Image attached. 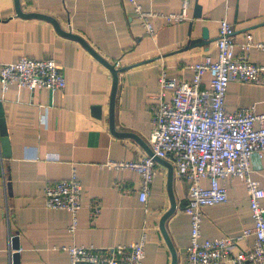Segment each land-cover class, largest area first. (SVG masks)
<instances>
[{
  "label": "crops",
  "instance_id": "0c3cea01",
  "mask_svg": "<svg viewBox=\"0 0 264 264\" xmlns=\"http://www.w3.org/2000/svg\"><path fill=\"white\" fill-rule=\"evenodd\" d=\"M151 13V34L128 0H20L24 12L56 19L65 31L77 34L115 65L119 62L115 104L116 131L133 133L150 146L152 103L160 92L159 76L191 80L192 66L218 57L220 21L235 27L236 53L245 35L264 42V0H192L189 18L171 22L167 16L181 11V0H138ZM196 3L201 16L195 17ZM208 29L210 43L193 44ZM22 56L54 58L67 80L63 90L31 91L0 83L12 156H4L0 135V264H70L64 245L110 248L139 241L146 233L144 264H171V251L160 230V220L171 207L168 168L158 163L148 203L140 200V175L131 169H111L110 161H131L148 154L132 136L112 133L110 98L111 70L79 40L61 34L43 18L17 14L15 0H0V64ZM250 59L264 64V50L253 48ZM205 74L203 85L209 86ZM169 97V95H168ZM102 107V116L93 107ZM227 111L254 107L264 114V76L259 82L231 81ZM258 127L260 123L256 124ZM166 160L173 162L171 157ZM173 164V163H172ZM252 176L264 188V157L255 155ZM77 172L83 183L78 227L70 231L72 214L50 209L44 189L49 183ZM229 190L227 202L204 207L202 238L238 236L253 226L249 192L242 177L223 181ZM208 186L209 181L203 180ZM175 213L166 228L176 247L177 264H186L191 222L185 212L188 183L174 173ZM98 199L102 212L91 216V203ZM264 204V201H263ZM18 238V247L14 239ZM252 238L237 249H247Z\"/></svg>",
  "mask_w": 264,
  "mask_h": 264
},
{
  "label": "built area",
  "instance_id": "2783aa9c",
  "mask_svg": "<svg viewBox=\"0 0 264 264\" xmlns=\"http://www.w3.org/2000/svg\"><path fill=\"white\" fill-rule=\"evenodd\" d=\"M151 34L155 27L151 13L142 9L138 0H128ZM192 0H181L178 13L167 16L171 22L189 18ZM235 27L227 19L220 21L217 39L218 57L195 63L191 80L169 77L165 70L159 76L160 92L152 103L153 111L150 147L153 155L131 161H110L111 169H131L140 175L138 194L148 203L158 165L155 157L173 160L174 173L188 183L185 212L190 217L191 233L186 264H264V188L252 176V158L264 157V114L254 107L229 112L225 106L231 81L259 82L264 76V64L253 62L251 49L264 50V42L255 41L252 33L245 35L241 51L236 53ZM119 66V62L115 63ZM210 75L209 86L203 85L204 75ZM0 83L7 91L11 85L31 91L63 90L67 80L54 58L36 59L22 56L17 61L0 64ZM169 95V97H168ZM260 123L258 127L256 124ZM242 177L249 192L253 226L238 236L215 239L202 238L203 209L229 199V177ZM208 180L209 185H203ZM83 183L77 172L70 177L46 185L45 204L50 209H64L73 218L70 231L78 227L82 208ZM92 218L102 212L101 202L91 203ZM252 238L247 249H237L242 240ZM147 235L134 243L110 248L84 245L61 247L70 264H144Z\"/></svg>",
  "mask_w": 264,
  "mask_h": 264
},
{
  "label": "water",
  "instance_id": "95a60500",
  "mask_svg": "<svg viewBox=\"0 0 264 264\" xmlns=\"http://www.w3.org/2000/svg\"><path fill=\"white\" fill-rule=\"evenodd\" d=\"M15 5H16L17 14L19 16L27 17V18H31V17L43 18V19H47V20L51 21L55 25L56 29L61 34L79 40L96 58H98L104 65H106L111 70L112 75H113V87H112L111 98H110V113H109L110 129H111L112 133L117 134V135H123V136H129V135L132 136L133 135L143 145V147L146 149L148 154L153 155V151H152L151 147L147 143H145L137 135H135L133 133H123V132L116 131L115 104H116V93H117V89H118L119 69H117L114 64H112L111 62L106 60L103 56H101L97 51H95V49H93V47H91V45L87 41H85V39H83V37H81L77 34H73L70 31H65L60 26L58 21L56 19H54L53 17L46 15V14H42V13L24 12L21 8L20 0H15ZM195 9H196L195 17H200L201 16V6L198 3H196ZM192 43L198 44V45L209 44L210 38H209L208 29L206 27H204L203 31H202V36L199 39L193 40ZM93 113L95 116L100 118L102 116V107L100 105L94 106L93 107ZM0 135H1V144H2L3 154L5 157L9 158L12 156V145H11L10 137L8 135V128H7V124H6L5 112H4L2 101H0ZM155 159L157 160L158 163H161L168 168V191H169V196H170V200H171V207L166 213H164V215L162 216V218L160 220V230H161V232L164 236V239H165V241H166V243H167V245L171 251V255H172L171 264H177L178 263L177 250H176V247H175V245H174V243H173V241H172V239L168 233V230L166 228L167 219L170 216H172L177 209V202H176V198H175L174 190H173L174 166L171 162H169L168 160H166L164 158L155 157ZM14 242H15L14 243L15 248H19L17 237L14 239ZM14 264H20L19 263V255L17 253L14 254Z\"/></svg>",
  "mask_w": 264,
  "mask_h": 264
}]
</instances>
